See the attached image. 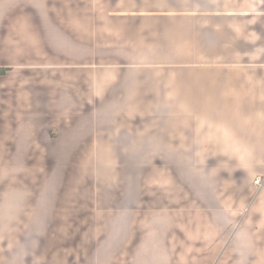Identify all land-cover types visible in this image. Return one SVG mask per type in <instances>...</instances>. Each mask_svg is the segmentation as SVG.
I'll return each instance as SVG.
<instances>
[{"label":"crops","instance_id":"crops-1","mask_svg":"<svg viewBox=\"0 0 264 264\" xmlns=\"http://www.w3.org/2000/svg\"><path fill=\"white\" fill-rule=\"evenodd\" d=\"M21 1L0 6V264H264V0ZM81 156L127 162L85 188Z\"/></svg>","mask_w":264,"mask_h":264},{"label":"rangeland","instance_id":"rangeland-1","mask_svg":"<svg viewBox=\"0 0 264 264\" xmlns=\"http://www.w3.org/2000/svg\"><path fill=\"white\" fill-rule=\"evenodd\" d=\"M68 0H66L67 2ZM126 1H129V0H71L69 1L68 3H71L73 2V4L79 6V7H94L95 6V3L96 4V7H108L109 6V2H111V7H122L123 4L125 5L126 4ZM22 1L21 0H0V6L2 7H9L13 4H18V3H21ZM110 7V6H109ZM135 158V157H134ZM108 159H112V163H116V164H121V163H124V162H127V157H99V156H81L80 157V163L82 164V184L83 185H87L85 186V188L88 187V184H87V178H89V175L92 176V180H91V183L93 182V178L96 177L98 175V167H99V163H104L106 162V160ZM111 162V161H110ZM83 165H96L97 167V171H93V170H89V168L87 167H83ZM94 169V168H93ZM89 173V174H88ZM97 173V175H96ZM95 179V178H94ZM91 185V184H90ZM83 205V204H82ZM82 210H83V206H82ZM4 264V263H3ZM25 264V262H24ZM29 264H33L31 261H29Z\"/></svg>","mask_w":264,"mask_h":264},{"label":"built area","instance_id":"built-area-1","mask_svg":"<svg viewBox=\"0 0 264 264\" xmlns=\"http://www.w3.org/2000/svg\"><path fill=\"white\" fill-rule=\"evenodd\" d=\"M255 184L259 187V188H262L264 187V178H258L255 180Z\"/></svg>","mask_w":264,"mask_h":264},{"label":"trees","instance_id":"trees-1","mask_svg":"<svg viewBox=\"0 0 264 264\" xmlns=\"http://www.w3.org/2000/svg\"><path fill=\"white\" fill-rule=\"evenodd\" d=\"M7 71L8 69L0 68V75H4Z\"/></svg>","mask_w":264,"mask_h":264}]
</instances>
